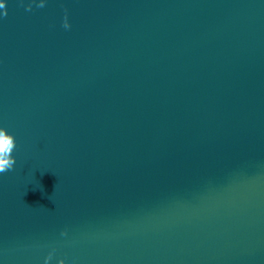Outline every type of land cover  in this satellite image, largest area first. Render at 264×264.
Here are the masks:
<instances>
[{
  "label": "water",
  "instance_id": "1",
  "mask_svg": "<svg viewBox=\"0 0 264 264\" xmlns=\"http://www.w3.org/2000/svg\"><path fill=\"white\" fill-rule=\"evenodd\" d=\"M0 2V264H264V0Z\"/></svg>",
  "mask_w": 264,
  "mask_h": 264
},
{
  "label": "clouds",
  "instance_id": "2",
  "mask_svg": "<svg viewBox=\"0 0 264 264\" xmlns=\"http://www.w3.org/2000/svg\"><path fill=\"white\" fill-rule=\"evenodd\" d=\"M45 0H40V3L37 7H44ZM0 8H4V16H7L6 3L0 2ZM28 11L32 10V5L29 4L27 9ZM65 29H70L71 24L68 20L67 10L65 11V16L63 20V25ZM16 147V140L13 134H10L6 128H0V173H6L9 170H12L16 164V158L12 155ZM52 259V254H49L47 260ZM46 260V264H47ZM60 264H64L63 260L60 261Z\"/></svg>",
  "mask_w": 264,
  "mask_h": 264
}]
</instances>
